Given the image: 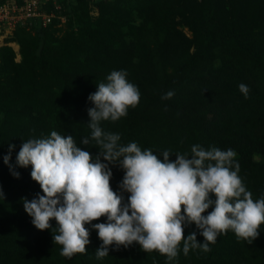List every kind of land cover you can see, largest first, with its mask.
I'll return each mask as SVG.
<instances>
[{"label": "trees", "instance_id": "16d2710c", "mask_svg": "<svg viewBox=\"0 0 264 264\" xmlns=\"http://www.w3.org/2000/svg\"><path fill=\"white\" fill-rule=\"evenodd\" d=\"M60 3L63 23L14 29L8 41H16L19 62L10 47H0V264H264V224L252 244L237 240L232 230L209 244L207 253L190 249L184 255L181 242L172 261L136 243L112 245L107 257L97 259L102 241L85 225L86 252L64 257L52 230H37L25 212L23 200L43 192L31 166L16 163L24 141L52 131L72 135L95 157V143H81L90 137L88 109L94 105L88 97L112 71L126 70L139 89V104L126 117L103 122L105 131L161 160L164 151L170 161L177 153L190 157L197 144L232 149L253 199L264 196V0H99L91 4L97 9L93 18L86 0ZM60 24L65 30L57 36ZM241 83L250 89L248 98ZM169 91L172 98L162 99ZM9 145L15 147L5 164ZM109 168L112 190L127 202L130 194L120 188L124 170ZM104 222L106 217L92 223ZM193 232L204 243L195 224L184 225V238Z\"/></svg>", "mask_w": 264, "mask_h": 264}, {"label": "clouds", "instance_id": "9594fccd", "mask_svg": "<svg viewBox=\"0 0 264 264\" xmlns=\"http://www.w3.org/2000/svg\"><path fill=\"white\" fill-rule=\"evenodd\" d=\"M127 77L126 70L112 71L88 97L94 105L88 109L90 137L81 143L94 142L98 148L95 157L78 147L72 135L56 131L22 143L16 163L22 168L31 166V178L43 192L31 201L23 200L34 227L51 229L54 244L61 245L60 254L69 259L86 252L90 232L85 225H92L102 241L95 251L97 259L107 257L112 245L119 249L136 243L142 251H158L172 261L181 242L184 255L190 249L207 253L209 244L228 230L237 240L252 244L264 224V196L253 199L239 176L234 150L215 146L206 150L197 144L191 147L190 157L177 153L170 161V152L164 151L161 160L151 149L141 150L136 142L122 144L119 133L102 127L103 122L126 117L128 109L139 104V89ZM238 87L248 98L249 87L243 83ZM173 95L169 91L162 99ZM14 147L9 145L5 164ZM110 164L124 170L120 188L130 194L127 202L110 186ZM13 174L19 178V173ZM209 208L212 211L204 215ZM101 217L106 222L92 223ZM51 220L56 221L54 229ZM185 224H195L204 243L197 242L195 232L184 238Z\"/></svg>", "mask_w": 264, "mask_h": 264}, {"label": "built area", "instance_id": "2783aa9c", "mask_svg": "<svg viewBox=\"0 0 264 264\" xmlns=\"http://www.w3.org/2000/svg\"><path fill=\"white\" fill-rule=\"evenodd\" d=\"M90 5L99 0H86ZM60 0H0V47L8 41L17 27L32 30L44 28L52 20L64 22Z\"/></svg>", "mask_w": 264, "mask_h": 264}, {"label": "rangeland", "instance_id": "374dc122", "mask_svg": "<svg viewBox=\"0 0 264 264\" xmlns=\"http://www.w3.org/2000/svg\"><path fill=\"white\" fill-rule=\"evenodd\" d=\"M87 10H88V16L90 18H93V17H95L97 15V9H96L95 6L88 5V9ZM64 26H65L64 24H60V26L58 28L61 29V30H60V32L55 33V35H57V36L61 35V33L65 30ZM183 32L185 33L186 36H189V33L185 29L183 30ZM9 45H10L9 47L11 48V50L14 53V57H13L14 62H19V60H20L19 54H18L19 47H18L16 41H11Z\"/></svg>", "mask_w": 264, "mask_h": 264}]
</instances>
